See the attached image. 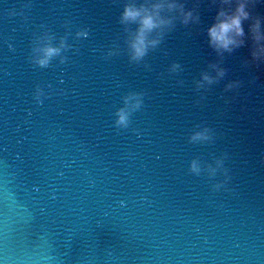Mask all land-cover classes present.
Wrapping results in <instances>:
<instances>
[{"label": "water", "instance_id": "1", "mask_svg": "<svg viewBox=\"0 0 264 264\" xmlns=\"http://www.w3.org/2000/svg\"><path fill=\"white\" fill-rule=\"evenodd\" d=\"M0 264H264V170L162 0H0Z\"/></svg>", "mask_w": 264, "mask_h": 264}, {"label": "clouds", "instance_id": "2", "mask_svg": "<svg viewBox=\"0 0 264 264\" xmlns=\"http://www.w3.org/2000/svg\"><path fill=\"white\" fill-rule=\"evenodd\" d=\"M172 5H169L171 7ZM154 7H159V5H155ZM242 8V6H241ZM240 9H238L239 11ZM138 11H133L131 9H126L124 15L125 17H134L138 15ZM243 15H247L246 13H242ZM188 15V14H186ZM239 16H233L230 20L221 21L218 25L214 26L212 29H210V35L213 37V39L218 42L221 46H227L228 43L232 42L231 38L227 35L230 29L235 28L236 33L239 34L241 29L239 27ZM156 24V21L153 19L151 15H145L141 20V29L137 36V40L133 45L135 54L137 56L141 55L144 51V33L146 30L151 29ZM152 43H155V41H152ZM59 49L57 48H46L45 49V59H42L40 63H45L47 56H50L51 54L58 52ZM120 121H124L125 114L121 113L119 117Z\"/></svg>", "mask_w": 264, "mask_h": 264}]
</instances>
